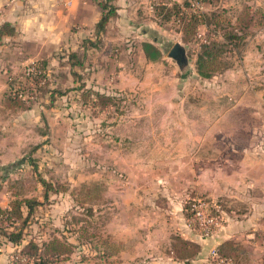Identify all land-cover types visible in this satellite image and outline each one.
Here are the masks:
<instances>
[{
	"label": "rangeland",
	"instance_id": "rangeland-1",
	"mask_svg": "<svg viewBox=\"0 0 264 264\" xmlns=\"http://www.w3.org/2000/svg\"><path fill=\"white\" fill-rule=\"evenodd\" d=\"M187 1L208 14L209 21L220 23L201 24L198 41L187 43L181 24L160 16L155 44L161 53L154 60L139 56L141 42L149 40L146 33L113 39L110 28L96 47L85 50L82 63L74 66L77 75L67 63L50 61L66 56L67 47L26 59L25 48L10 40L7 53L1 54L5 91L20 83L24 98L45 106L47 124L41 123L40 132L47 135L24 144L5 163L0 184L9 186L13 196L42 198L37 174L52 182L53 202L41 207L44 227L39 231L42 241L57 238L62 253L52 264H264L260 235L248 237L254 226L248 218L264 214V91L262 97L249 98L255 110L233 107L230 94L231 68L262 17L248 28L241 45H226L223 66L214 63L217 70L201 76L196 65L199 42L210 36L224 40L219 27L234 22L244 2ZM144 19L149 18L139 21ZM85 35L96 38L93 29ZM176 41L186 48L184 68L168 55ZM43 60L51 73L47 84L35 80L34 63ZM82 81L86 87L75 88ZM44 86L65 93L51 102L36 94ZM244 86L264 89L261 79ZM88 90L111 98L95 102ZM6 144L0 141V148ZM227 224L238 231L236 237L223 239L235 242V256L219 258L215 242L223 241L217 235ZM104 237L121 242L122 248L105 255ZM0 247L6 264H18L15 245L4 240Z\"/></svg>",
	"mask_w": 264,
	"mask_h": 264
},
{
	"label": "crops",
	"instance_id": "crops-1",
	"mask_svg": "<svg viewBox=\"0 0 264 264\" xmlns=\"http://www.w3.org/2000/svg\"><path fill=\"white\" fill-rule=\"evenodd\" d=\"M114 1L117 5V15L107 25V31L110 28L116 34L113 39H123V35L132 32H135L133 35L137 37V31L146 33L149 40H153L155 43L159 40L156 36L157 31L162 28L160 25L161 15L156 12L158 4L170 5L181 0ZM242 2L257 9L262 15V20L260 25L252 28L254 29L253 33L246 37L240 58L231 68L233 81L230 94L234 100L233 107L245 106L249 110H255L257 106L251 104L249 98L252 95L262 97L264 89L253 90L245 87L244 83L248 82L255 86L261 79L262 88H264V0H242ZM241 6L242 3L240 2L237 11L241 9ZM100 13L101 8L95 0H0V24L3 21H10L16 25L17 29L14 36H4L0 41V61L2 60L1 54L7 53L10 47L8 44L10 40L18 42L20 46L25 48L26 59L48 56L58 48L67 47V50H76L83 36L88 37L85 34L94 29ZM143 17L149 19H144L147 20L145 22L139 21ZM235 17L236 14H234L233 20ZM138 51L140 58L144 61L150 60L145 57L142 49ZM50 61L58 63L55 57L50 58ZM5 89V74L0 72V96ZM8 109L0 102V113L2 114L0 116V128H3L0 133V141L7 143L6 148H0V169H7V166H4L5 163L14 157L16 158L24 144L36 143L47 135L40 132L41 123L47 124V121L42 118V113L46 110L44 105L36 103L25 109ZM5 151L7 154L3 153ZM10 193V187H5L2 181L0 207L8 206L11 198L14 197ZM263 216L264 214L262 216L253 214L252 217L248 218L251 219V225H254L248 231V237L255 239L260 235L264 243ZM261 220L263 223H257L255 226L256 222ZM237 232L235 227L227 224L226 227L221 228L217 237H222L220 240L233 238L237 236ZM215 243L220 242L217 240ZM0 264H6L2 255H0Z\"/></svg>",
	"mask_w": 264,
	"mask_h": 264
},
{
	"label": "trees",
	"instance_id": "trees-1",
	"mask_svg": "<svg viewBox=\"0 0 264 264\" xmlns=\"http://www.w3.org/2000/svg\"><path fill=\"white\" fill-rule=\"evenodd\" d=\"M97 4L101 8V13L93 29L96 38L84 37L81 40L79 45L80 48H83L81 55L78 50H68L66 56L62 54L63 57L59 56L58 58V64L64 65L67 63L69 72L72 74L77 75L74 66L82 63V56L89 46H97L98 41H100L102 35L107 30L108 23L117 15V5L114 0H97ZM158 5L156 12L161 15L162 20H173L181 24L180 30L183 33L182 41L187 43L198 41V30L201 24H205L206 22L208 24L216 23L217 25V23H220L216 17H214L216 22L209 21L210 17H208V14L193 9L187 0H183L182 2L175 1L170 6L167 4ZM260 16L262 17L257 9L249 4H244L243 8L236 14L234 22L230 21L226 26L219 27L221 28L224 40H219L218 38H212L210 36L206 38L205 41H200L199 45L201 49L197 54L196 60L197 72L201 76L207 77L211 76V74L217 70L215 67L218 66V64L214 63H219L220 66H223L225 62L222 60L221 55L226 50V45L230 46L232 49L241 45L248 32V28L259 23L257 18L260 19ZM16 33V25L12 24L10 21H3L0 24V41L4 36H14ZM140 47L148 60H154L160 56V49L153 41L144 40L141 42ZM46 66L47 61L45 60H43L40 65L34 63V70L38 71L35 75L37 83L44 81V84H47V80L50 78L51 73L47 71ZM80 79L81 78H78V80ZM18 84L19 86H14L15 84L11 85L10 89L4 91L2 94L0 102L6 108L25 109L32 105L34 100L29 98V96L24 98V90L21 88L20 83ZM85 87L86 83L83 81L75 86V88L80 90ZM38 93H40L41 97L47 96V99L52 102L56 95H62L65 92L56 87L47 88L44 86L39 88L36 94ZM87 95L91 96L95 102L101 99L102 103L108 102L111 98L110 95L102 94L95 90H88ZM34 170H36V168ZM37 176L38 181L43 187L41 191L42 198L38 196L15 195L11 198L8 206L0 207V246L4 240L15 245L17 248L15 261L18 264H52L53 257L58 258L62 253L61 249L57 248V245H55L57 238L51 237L52 240L49 238L47 241H42V233H39L44 227L41 222L44 209L41 207L53 202L49 194L53 189V184L44 179L41 174H37ZM34 224L36 225L35 227ZM181 242L188 246L200 247L191 240H181ZM235 246L236 244L232 240H223L216 246L217 257L225 258L235 256L233 254ZM121 248V242L114 241L109 237L103 238L102 252L105 255L110 256L117 253ZM24 258L27 259L26 263L21 261V259ZM185 260L189 261L190 259L186 258Z\"/></svg>",
	"mask_w": 264,
	"mask_h": 264
},
{
	"label": "water",
	"instance_id": "water-1",
	"mask_svg": "<svg viewBox=\"0 0 264 264\" xmlns=\"http://www.w3.org/2000/svg\"><path fill=\"white\" fill-rule=\"evenodd\" d=\"M168 55L174 58L180 64L181 68H184L188 63L186 48L179 41L173 43Z\"/></svg>",
	"mask_w": 264,
	"mask_h": 264
},
{
	"label": "built area",
	"instance_id": "built-area-1",
	"mask_svg": "<svg viewBox=\"0 0 264 264\" xmlns=\"http://www.w3.org/2000/svg\"><path fill=\"white\" fill-rule=\"evenodd\" d=\"M214 251V250H213Z\"/></svg>",
	"mask_w": 264,
	"mask_h": 264
}]
</instances>
